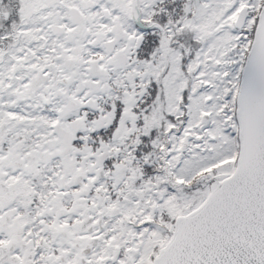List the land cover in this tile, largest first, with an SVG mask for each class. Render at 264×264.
Instances as JSON below:
<instances>
[{
    "label": "snow or ice",
    "instance_id": "1",
    "mask_svg": "<svg viewBox=\"0 0 264 264\" xmlns=\"http://www.w3.org/2000/svg\"><path fill=\"white\" fill-rule=\"evenodd\" d=\"M0 264H264V0H0Z\"/></svg>",
    "mask_w": 264,
    "mask_h": 264
}]
</instances>
